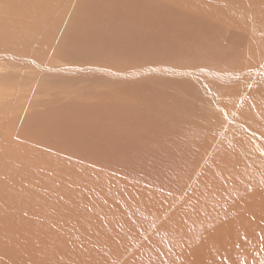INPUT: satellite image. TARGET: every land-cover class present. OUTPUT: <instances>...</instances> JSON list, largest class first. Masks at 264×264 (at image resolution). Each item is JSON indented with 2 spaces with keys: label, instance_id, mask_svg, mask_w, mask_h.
Instances as JSON below:
<instances>
[{
  "label": "rangeland",
  "instance_id": "rangeland-1",
  "mask_svg": "<svg viewBox=\"0 0 264 264\" xmlns=\"http://www.w3.org/2000/svg\"><path fill=\"white\" fill-rule=\"evenodd\" d=\"M30 1L33 6L40 3L41 9L48 10L45 3ZM243 1L249 6V10L240 11L232 7L231 15H226L224 13L228 12L232 0H217L224 13L217 8L210 16L213 18L211 24L220 22L225 27L223 34L214 30V34L211 33L214 36L209 34L206 37L207 33L204 32L203 35L196 36L194 42L189 39L186 26L179 22H174V27L168 24L162 29L146 26L143 33L146 30L145 34L148 35L153 31L148 36L151 40L160 42L163 53L137 62L91 57L90 49L82 47L83 41H86L85 32L75 29L77 25L71 19L64 20L60 15L61 21L54 22L59 14L57 4L52 8V14H39L37 19L41 20L40 25L27 29H21L18 23L6 22L0 15V264H237L239 260L238 264H245L244 260L249 259V254L244 249H252L255 235L254 223L249 221L250 218L257 217L255 242L264 241V231L260 228L261 222L264 227V215H260L264 197L257 194L264 181L261 178L257 183L259 188L254 193L255 199H244L242 207L229 196L226 184L218 183L225 171L233 174L249 172L247 175L253 174L255 177L257 175L254 170L258 168L253 164L251 168H247L249 165H244L239 160L240 155L234 156L230 162L229 159L234 154L232 149L237 151L242 148L240 151L243 155L246 147L252 155L264 162V103H260L264 102V0ZM2 2H7L5 5L28 4L27 0H0ZM181 7L183 6H178L181 10L177 12V18L175 16V19L179 16L180 22L194 13L182 12L184 7ZM99 13L102 16L104 14ZM219 15L225 17H218ZM199 16L207 21L210 18L203 13H199ZM226 20L235 27L227 26L224 23ZM77 21L79 22L78 19ZM189 23L184 22L186 25ZM53 24L58 27V40H70L77 47L80 56L67 47L50 44L51 40L45 35V29ZM93 28L99 30L94 33V43L89 47L102 51L103 45L110 42L111 35L101 29V25ZM68 30H72L73 34L65 35ZM143 33L136 36L140 35L137 39L143 38L146 45L149 37L142 35ZM125 36L129 39L134 37L128 32ZM216 36L240 40V49L244 54L226 52L233 46L215 48V43L218 42ZM203 39H207L204 45L201 42ZM140 40L142 39H138L139 42ZM173 40L176 46H181L179 49L172 45ZM186 41L192 44L197 53L187 52L184 46ZM226 55L231 58L226 60ZM231 59L234 60L232 66L228 64L232 62ZM121 65L127 66L123 68ZM253 87L259 93L252 90ZM133 92L139 95L136 97ZM102 93L109 95L101 96ZM144 95L158 106L156 108H163L165 112H159L160 118L154 111L146 108L147 112H143L145 117L141 118L144 114H141V104L137 101L143 99ZM111 99L115 101L112 102ZM98 100L101 102L97 104ZM178 103H182V108L186 111H183V118L186 115L194 119L189 122L196 128L195 135L202 127L199 136L190 139L192 147L200 142L209 143L203 152L208 155L214 151L220 158V163L214 170L210 169L213 174H208L209 169L205 166L207 157L198 159L196 154L193 158L190 154H170L169 161L174 160L184 171H195L197 175L195 180L192 181L191 177L189 182L194 183L192 195L181 204L183 214L168 219L169 223L162 222L166 214L179 209L178 202L172 204L154 223L152 218H148L150 215L146 217L143 214L146 218L142 221V226H147L146 229L137 239L127 243L128 237L124 231L130 222H125L122 214L129 208H136L135 214H140L143 204L144 207L155 204V198L150 196L152 187L142 185L148 179L149 171L153 172L155 180L160 181L161 178L153 174H161L163 170L159 168H165L161 156L153 151L152 146L163 149L165 139L167 145L176 146V142L189 137H186L181 128L183 121L180 123L177 118L169 119L170 112L178 114ZM99 105H102L100 109ZM247 107L249 108L246 110ZM55 113L71 118L70 124L64 128L70 132L74 129L82 137L79 139L82 141L80 144L66 142V138L73 137V133L64 136V133L69 132L60 133L54 129H51L53 133H42L41 125L37 129L34 118L55 120L56 116L52 115ZM109 114H113L111 119L102 116L104 119L101 121V115L109 117ZM257 116L261 119H257ZM132 121L136 125L124 128L137 129L145 135L129 137V152L125 147L121 150L114 148L111 164H122V158L128 156L127 163L131 168L127 173L129 176L132 173L130 177H133V183L129 181L128 174H118L121 169L109 165H97L96 174L73 171L63 164L60 165L65 170L56 168L57 164L50 166L54 161L49 156L56 157L55 160L61 157L66 162L64 153L68 149L59 147L85 148L90 142L107 135V131L101 129L107 123V126L114 129L116 123ZM172 122L174 131L166 128ZM122 129L119 131L124 134L125 130ZM114 134L113 131L108 134L111 138L109 143L104 144L106 150L119 142L118 135L121 134ZM170 135L174 137V141L169 138ZM63 141L66 143L62 145ZM198 149L202 150V145L199 144ZM71 151L75 152V149L72 148ZM87 153L84 151L82 155L85 162ZM100 156L98 154L99 158ZM104 161L105 159L102 162ZM73 165L76 170L78 167L82 168V163ZM123 166L126 171L129 169L124 163ZM213 175L217 176V182L208 185V178ZM118 178H123L124 182L118 181ZM94 180L96 185L89 187V181ZM229 182L236 181L234 179ZM185 189H189V186ZM146 194L148 199H144ZM184 194L185 192L181 193L178 199H182ZM155 196L160 199V194L155 193ZM148 209L154 210L151 207ZM154 213L152 211L150 214ZM241 214L246 216V220H240ZM174 226H179L180 231ZM100 227L103 229L100 230ZM165 231L167 235L164 234ZM105 244L110 249L104 248ZM220 245L226 246L223 248ZM241 250L246 253L247 258L241 253L236 254L235 251L238 253ZM258 250V255L264 251L260 248ZM229 254H236L240 259L235 256L231 261ZM255 264H262V259Z\"/></svg>",
  "mask_w": 264,
  "mask_h": 264
},
{
  "label": "bare ground",
  "instance_id": "bare-ground-1",
  "mask_svg": "<svg viewBox=\"0 0 264 264\" xmlns=\"http://www.w3.org/2000/svg\"><path fill=\"white\" fill-rule=\"evenodd\" d=\"M27 1H28L27 5H5L7 2L0 3V15H2L4 17L6 22L16 23V24L18 23V25L20 26L21 29H27V28H30L32 26L40 25L41 20L37 19L39 14H52L51 11L54 10V9L52 10V8L54 7L55 4H57L59 14L56 15L54 22L56 23V22L61 21L60 16H62L64 18V20H65V18L71 19V21L77 25L75 27V29H80L83 32H85L84 36L86 37V41H83L82 47L83 48L86 47V48L90 49L89 51H90L91 57H106V58H112V59L120 58V61L123 59V60H130L132 62L133 61L137 62V61L145 60L146 58L152 59L155 54H162L163 53L162 49H161L160 42L158 40H151L150 37L148 36V35H151V33H153V31H151V33H149L148 35L145 34L146 30H145V33H143L144 32L143 29H145L146 26H150V27L154 26L155 28H161L162 29V27L164 28L168 24H172V27H174L173 26V24L175 25L174 22H176V23L179 22L180 25L186 26L185 29H186V32L189 33V39L193 42L195 41L196 36L203 35L204 32L207 33L206 37L209 36V34H211V33L214 34L213 33L214 30L216 33L223 34L222 32H223V29L225 28L221 25L220 22L215 23V24H211L213 18H211L210 16L212 14H214L215 10L217 8H219L223 12V8H222L221 4L217 3V0H199V1L198 0H179L181 3L178 0H39L41 3L46 4L48 10L41 9L39 7L40 3L38 6H35V4L33 6V2H31L30 0H27ZM34 1H36V0H34ZM39 1H36V2H39ZM230 4L231 5L228 7V12L227 13L223 12L226 15H231L230 10L232 7L236 8L240 11H244V9L249 10V6L243 0H232V2ZM178 6L184 7V8L181 7V8H183L182 12L185 11L188 14H189V12H194L193 16H190L189 18L185 17L184 19H181L182 22H180L179 16H178V19H175L176 14H178L177 12L178 11L180 12V10H181V9L179 10ZM99 12L104 13L103 16ZM199 13L207 14L210 17L209 20L207 21V20L201 18L199 16ZM8 14H13V15H8ZM218 17H225V15H219ZM176 18H177V16H176ZM77 19L79 20V22L77 21ZM184 22H190V23H189V25H186V24H184ZM224 23H226L227 26H234L235 27V25L230 23L228 20H226ZM258 23H261V22H258ZM95 25H101V29L106 30L111 35L110 42L103 45V50H102L103 52L97 48L94 49V48L89 47V46L93 45V43H94V41H93L94 33H96L99 30L98 28H93V26H95ZM182 27H180V28H182ZM147 29L149 31V27ZM182 29H184V28H182ZM48 30H49V34H48ZM132 31L137 32V34L143 33L142 35H144V34L147 35L149 37V38L147 37L148 38L147 44L144 45L145 40L143 38L139 37L138 39H142V40H140V42L143 44L142 45L137 39V37L140 36L141 34L136 36L137 34H134ZM139 31H140V33H139ZM127 32L129 35H132L134 37L130 38V39L127 38L125 36V34ZM71 34H73L72 30H68L65 33V35H71ZM45 35L49 38V40H51L50 44H54L56 46L67 47L75 55L80 56L77 47L74 46L70 40H65V39L64 40L63 39L58 40L57 37L59 35V32H58V27L55 24H53L52 26L45 29ZM153 35H155V34H153ZM183 35L186 36L185 34H183ZM183 35H182V39L184 38ZM160 36H163V35H160ZM212 36H214V35H212ZM174 37H177V36H174ZM210 38L212 39V37H210ZM216 38H218V37L216 36ZM149 39H150V41H149ZM204 39H205V37H204ZM204 39L201 41L203 43L202 45H204V42H205V44L207 42V39L205 41H204ZM176 40H178V39H176ZM233 40H234L233 37H225L224 39L218 38V42L215 43V45H216L215 48L233 46L232 49H228L226 52H242V50L240 49L241 48L240 47V40H238V39H236V41H233ZM161 41H163V40H161ZM212 42H215V40H213ZM211 44H208V45H211ZM172 45L175 46L176 48L178 47V49H179V47H181L179 44H178V46H176L177 44L175 43V41L173 42ZM213 45L214 44H212V46ZM184 46H185L187 52L191 51V53L194 52L193 54H195V52L197 53V51L194 49V47L192 46L191 43L186 41V42H184ZM200 47H201V44H200ZM204 47H206V46H204ZM147 49H151V50L155 49V51L151 52L149 50L150 51L149 52ZM205 49H208V48L206 47ZM177 50H176V52H177ZM203 50H204V48H203ZM210 51H212V50H210ZM178 52L180 53L181 50ZM191 53H190V56H191ZM243 54H244V52H242V55ZM235 55H236V53H235ZM166 56H168V55H166ZM228 57H230V55H226V60L229 59ZM254 61H255V59H254ZM233 62H234V60H232V62L231 61L228 62V64L230 66H232ZM252 62H253V60H252ZM121 66L123 67V66H127V65H121ZM236 69H238V68H236ZM126 89H127V91H129L128 88H126ZM148 89H151V88H148ZM253 89H254V87L252 88V90ZM260 89L262 90V88H260ZM261 90H260V92H262ZM256 92L259 93V91H256ZM108 93H102L101 96H108L109 95ZM128 94L131 95V93H128ZM133 94L136 97L139 95L138 93L135 94V92H133ZM262 95H263V93H262ZM101 96H100V98H101ZM143 97L145 98V95ZM150 97H152V96H150ZM144 98L143 99L141 98L137 101L138 104H141L139 106V109H141V114L144 111L147 112L146 109H149L150 111H154V113H156L160 118L161 115L159 112H161V113L165 112L162 110L163 108L161 106L159 108H156L158 106H156L152 101H150L146 98L144 99ZM154 98H155V96H154ZM258 99H259V97H258ZM116 100H118V98ZM169 100L172 101V99H170V98H169ZM113 101H115V100H112V102ZM99 102H101V101L98 100L97 104ZM170 103H172V102H170ZM176 103H177V100H176ZM182 103H178V105H177V110L180 109L177 111L178 114L175 111L170 112L169 113L170 114L169 119L171 118V120H172V119L177 118V121L179 119L180 123H181V121H183V124L182 123L180 124L181 128L185 132L186 137L187 136H189V137L186 138L185 140H180V141L176 142V146L175 145L174 146L167 145V143H166L167 139H165V140L163 139L164 141L162 140L163 141V145H162L163 149H158L159 147L156 148L155 147L156 145L152 146L153 151L157 155L159 154L161 156L160 157L161 161H163V163H165L164 169L159 168L160 170H163L161 172V174H163V172H166V173L161 175L158 172H154L153 175L155 177L161 178L160 181H157L152 177L153 172L149 171L148 175H147L148 179L145 180L144 184L142 185V186L152 187L150 196L152 198H155V200H154L155 204H153V205L150 204L151 206H149V207H147V206L144 207L145 204H143V208H142L140 214H135L136 208H134V209L129 208L127 211H125L122 214L123 220L127 223L130 222V225L127 226L126 230L124 231V234H126V237H128V240L126 239L127 243L128 242L130 243L131 241H134L135 239H137L136 237H138L140 235V233L146 229L147 226H142V221L147 216L150 215V217H148V218H152V221L154 223L157 221V219L159 217L163 216L166 213L167 209L172 204H174L176 202L179 203V209H176V210L172 211L171 213L166 214L164 217L165 219L162 222L166 223L168 221V219H171L174 216H178L179 214H183L182 211H184V209L182 210L181 204L185 203V201L192 195V191L194 189V183L193 182L189 183V182L191 181V177H192V181H193L196 179L197 175H195V171L193 173H192V171H189V172L184 171L178 165V163L175 162L174 160L169 161L168 156L170 154H182L183 156L190 154L192 156V158L196 154V157H198V159H200L202 156L207 157V163L205 166H206V168L209 169L208 174H213L212 170H210V169L214 170L215 166H217V164L220 163V158H218V156L215 155L214 151L212 153H209L208 155H206L207 153L203 152V149L207 148L209 143L204 141L205 143L200 142V143L196 144L197 146L193 145L194 147H192V145H191L192 142L190 141V139H194L197 136H199V133L202 132V129H201L202 127H200V130H198L197 134L195 135L196 128H194L191 124V122L194 121V119L193 118L191 119V118L187 117L186 115H185V118H183L182 115L184 114L183 111H185V109L182 108L183 107ZM260 103L263 104L264 102L261 101ZM111 104H113V103H111ZM117 104H118V102H117ZM115 105H116V103H115ZM101 106L102 105H99L98 108L100 109ZM184 106H186V103L184 104ZM254 107H255V105L253 106V108ZM248 108L249 107H247L246 110ZM117 109H119V108H117ZM52 115L56 116L55 120H50L48 118H43V117L34 118V122H35L36 127L41 125L40 128L42 129V133H47V132L53 133V132H51V129H54V131L60 132V133L67 131L69 133H64V136H68V135H70V133H73L72 134L73 137L66 138L67 143L72 142V143L78 145L82 142L79 140L82 137L79 136L78 133H75L74 129H72L70 132L69 129L64 128L65 126H68L71 122V118L69 116L64 117L62 113H59L58 115L55 113ZM112 115L113 114H109V117L106 115H101V121H103L104 118H107V119L110 118L111 119ZM102 116H104V118ZM144 117H145V114L143 116H141V118H144ZM253 117H255V115ZM206 118L208 119V117H206ZM258 118L259 117L257 116V119ZM259 119H261V118H259ZM37 120H38V123H36ZM189 120H191V122H189ZM261 121H263V120H261ZM135 123H136L135 121L123 123V124L116 123L115 124L116 128H114V129L107 126V124H108L107 123L106 126H103L101 128L102 130L107 131V135L105 137L99 139V140L90 142L85 148H77L76 146L69 147V144H68L69 148H66L64 146L59 147L62 149H68V151H66L64 153L66 156L65 157L66 162L64 163V160L61 157H57L58 160H55L56 157L53 158L52 156H49V159L54 161L53 163H50V166L57 164L55 166L56 168H58L59 170H65L60 165V164H63L65 167H67L68 169L73 170V171H83L85 173L86 172H94L95 173V172H98V169H95V167H97V165H100V166L109 165L112 168H114V167L120 168L121 171L120 172L118 171V174H125V175L128 174V176H129V173H127V172H128V170H130L131 166L127 163L128 156L125 155L122 158L123 159L122 164L118 163L117 165H113V164H111L112 163L111 160L113 158L111 153H113L114 148H116V147H118L120 150L122 147H125L127 149V152H129L131 149V146L128 145V142H127V140L129 141V137L131 135H133V137H140V136L145 135L144 132L138 131L137 129L136 130H127L124 128V127H128L131 125H136ZM112 125H113V123H112ZM36 127H34V128H36ZM167 127L170 128V131H174V129H175L173 122L170 125H166V128ZM40 128L37 127V129H40ZM122 128L125 130L124 134H122L119 131ZM112 131H113V134L114 133L115 134H119V133L121 134V135H118L119 142L117 144H115L116 145L115 147H110L108 150H106L107 147H104V144L109 143V139L111 138V136L108 134L109 133L111 134ZM214 131L215 130H213V132ZM132 132H134V133H132ZM193 135H195V136H193ZM169 138H171V140L174 141V137H171V135ZM122 139L125 141H121ZM66 142L63 141L62 145ZM102 144H103V147H102ZM199 144L202 145V150H199V149L197 150ZM72 148L75 149V152L71 151ZM219 148L221 149L222 147H219ZM215 149L216 148H214V150ZM240 149H242V148H238L237 151H235V150L233 151V149H232L231 152H234V154L232 155V157H230V159H229L230 162L235 158L234 156L240 155L238 157L239 160L244 165L248 164L249 166L247 168H251L252 164L258 168L257 170H254L257 174L256 177L253 176V174L247 175L249 172L233 174L229 171H225L221 174L222 176L218 179V183H223V185L226 184L225 189H227L228 192L230 191L229 196L234 198V200L237 201L238 205L240 207H242V203H243L244 199H246V198L255 199L256 196L254 193L259 188L257 186V183L260 181L261 178H263V181H264V162L262 160H260L261 158L257 159L258 156L255 157L254 155H252L251 151L247 150L246 147H245V151L243 150V155H242V151H240ZM84 151L88 152L87 153L88 154L87 162H85L82 159V155H83ZM217 151H218V149H217ZM76 152H82V153L77 154ZM195 152H197V153H195ZM227 152H229V150ZM98 154H101L100 158L98 157ZM160 158L159 159L157 158V159L160 160ZM103 159H105L104 162H102ZM212 160L217 161V162L215 163ZM221 160H222V158H221ZM230 162L228 163L229 165H230ZM66 163H71V164H66ZM73 163L74 164L82 163V168L78 167L76 170ZM123 163L126 164L127 168H129V169H127V171L125 170ZM211 166H213V168ZM193 169L194 168H192V170ZM259 173H260V175H258ZM131 175H132V173L130 174V176ZM130 176H129V178H130L129 181L131 183H133V177L131 178ZM241 178H243L245 180H242ZM222 179H224V180H222ZM234 179L236 182H234V183L229 182V181L234 180ZM18 180H20V179H18ZM122 180L124 182L123 178H121V180H119V178H118V181H122ZM15 181H17V179H15ZM112 181H110V183H113ZM70 182L68 184H70ZM213 182L214 183L217 182V176L215 177L213 175V177L208 178V185H212ZM12 183H13V180H12ZM85 184H87V183L85 182ZM89 184H90L89 187L95 186L96 181L95 180L92 182L89 181ZM262 184H264V183H262ZM13 185L14 184H12V186ZM218 185L219 184H217V186ZM187 186H189V189H185V187H187ZM192 186H193V188H192ZM4 191L5 190H3V192ZM183 192H185V194L182 195L183 198L179 200L178 198L181 195V193H183ZM155 193L160 194L159 200L156 198ZM257 194H258V196L264 197V185L262 187H260V190ZM144 199H148V195L147 196L144 195ZM144 199H143V201H144ZM257 204H258V202H257ZM150 207L154 208V210L148 209ZM152 211H154L155 213L150 214V213H152ZM260 211H261L260 215H264V207H260ZM255 212H257V210H255ZM143 214L146 217H144ZM184 216H187V215L185 214ZM125 217H127V219H125ZM240 220L241 221L246 220V216L241 214ZM169 221H168V223H169ZM249 221L254 223L253 224V229H254V234H255L254 239H257V237H256L257 236L256 235V228L257 227H255L257 217L255 216L254 218H250ZM261 223H260V228L264 231V227H262L263 224H261ZM148 224H149V222H148ZM173 228L177 229L178 232L180 231L179 226H174ZM102 229H103V227H100V230H102ZM174 231H176V230H174ZM174 231H173V233H175ZM166 232L167 231H165L164 234L167 235ZM130 233H131V236H130ZM254 239L252 242V249L251 250L250 249H244V251L249 254V256H247L249 259L244 260L245 264H255L258 260H261V259H262V264H264V251H263L264 250V241L261 243H257L258 241L255 242ZM149 243H150V239H149ZM190 244H193V243H190ZM220 246L224 248L226 245H220ZM104 248L110 249V247H107V244L104 245ZM258 248H260L261 251H263L262 254L260 253L261 255H258V253H259L258 251H260V250H258ZM229 250H230V248H229ZM241 251H239L238 253H237V251H235V252H236V254L241 253L243 255V257L247 258L246 253L243 250H241ZM230 253H231V251H230ZM253 253H255L256 255L253 256L252 255ZM236 254H229L228 255L229 258H231L230 259L231 261L234 260L233 258L235 256L240 259V256H238ZM111 255H112V253H111ZM239 261L237 262V264L239 263Z\"/></svg>",
  "mask_w": 264,
  "mask_h": 264
}]
</instances>
